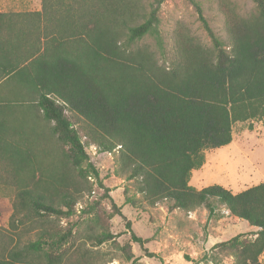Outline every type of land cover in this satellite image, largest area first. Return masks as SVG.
<instances>
[{
    "label": "trees",
    "instance_id": "1",
    "mask_svg": "<svg viewBox=\"0 0 264 264\" xmlns=\"http://www.w3.org/2000/svg\"><path fill=\"white\" fill-rule=\"evenodd\" d=\"M156 1L149 10L140 0H42L40 10H0V184L14 192L9 225H0V264H89L75 250V226L62 221L91 192L89 176L104 187L92 144L118 149L120 171L152 205L204 206L211 218L221 204L249 222L254 238L239 234L213 249L234 264H264V182L239 193L190 184L204 149L230 144L236 122L264 120V0H252L245 15L225 11L228 45L201 3L187 0L210 46L184 27L167 45ZM32 133L39 149L28 142ZM114 237L103 229L94 239ZM132 239L147 241L134 232Z\"/></svg>",
    "mask_w": 264,
    "mask_h": 264
},
{
    "label": "rangeland",
    "instance_id": "2",
    "mask_svg": "<svg viewBox=\"0 0 264 264\" xmlns=\"http://www.w3.org/2000/svg\"><path fill=\"white\" fill-rule=\"evenodd\" d=\"M198 1L212 28L227 45L231 40L226 29L225 11L234 9L245 15L254 7L252 0ZM140 2L146 10L152 3H157L156 0ZM41 7L42 0H0V10L4 12L40 10ZM159 15L167 45L173 43L174 33L179 27L188 29L201 42L211 45L193 5L187 0H160ZM146 42L157 49L154 38H147ZM78 124L83 126L82 133H86L87 122L82 118ZM9 139L13 140V137ZM36 140L32 133L28 142L31 147L39 149ZM88 152L99 170L104 187L93 175L89 176L91 192L85 191L76 205V215L64 219L62 223L75 226V250L78 256L84 255L89 264H234L231 254L218 253L213 246L239 234L242 238L255 237L249 222L231 215L221 204L217 205L211 218L204 206L187 212L180 209L169 211L167 201L150 204L137 192L135 182L120 171L118 149L101 152L92 144ZM203 154V165L194 169L190 178V184L197 189L219 184L239 193L264 182V120L256 118L236 122L230 144L215 149L206 148ZM13 194V189L0 184V200L10 207V211L0 217L5 226L9 225L13 211ZM128 198L132 201L128 202ZM7 206L0 205V211H5L2 208ZM103 229H109L115 237L97 244L94 237ZM132 232L147 241L143 244L135 242ZM36 236L33 231L22 236L21 242L34 240ZM149 252L155 255L150 256ZM260 259L264 263V254Z\"/></svg>",
    "mask_w": 264,
    "mask_h": 264
},
{
    "label": "crops",
    "instance_id": "3",
    "mask_svg": "<svg viewBox=\"0 0 264 264\" xmlns=\"http://www.w3.org/2000/svg\"><path fill=\"white\" fill-rule=\"evenodd\" d=\"M0 205H1V206H7V205L4 204V202H2L1 200H0ZM3 208H4V207H3ZM3 208H2V210H5V211H0V212L3 213V214H5V213H7V212L10 211V207H9V206H7L6 209H3ZM1 223H2V222H0V225H1Z\"/></svg>",
    "mask_w": 264,
    "mask_h": 264
}]
</instances>
